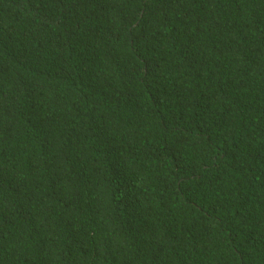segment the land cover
<instances>
[{"label":"trees","instance_id":"16d2710c","mask_svg":"<svg viewBox=\"0 0 264 264\" xmlns=\"http://www.w3.org/2000/svg\"><path fill=\"white\" fill-rule=\"evenodd\" d=\"M0 264H264V0H0Z\"/></svg>","mask_w":264,"mask_h":264}]
</instances>
